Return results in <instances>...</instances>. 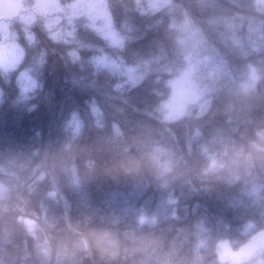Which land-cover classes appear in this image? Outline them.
Wrapping results in <instances>:
<instances>
[{"label":"trees","instance_id":"16d2710c","mask_svg":"<svg viewBox=\"0 0 264 264\" xmlns=\"http://www.w3.org/2000/svg\"><path fill=\"white\" fill-rule=\"evenodd\" d=\"M73 2L0 15V264H264L217 256L264 231V0Z\"/></svg>","mask_w":264,"mask_h":264},{"label":"rangeland","instance_id":"374dc122","mask_svg":"<svg viewBox=\"0 0 264 264\" xmlns=\"http://www.w3.org/2000/svg\"><path fill=\"white\" fill-rule=\"evenodd\" d=\"M31 1V3L29 2ZM20 3L22 4H32L36 3V0H0V15L4 17L11 16L15 11V8ZM88 5H91L92 9L96 10L97 6L101 3L100 0H87ZM78 4V0L68 6V9H71V6ZM77 10L87 11V7L84 10L78 5ZM71 11V10H70ZM12 44L8 43L3 45L5 48L7 45ZM20 49V47L18 46ZM3 70V69H2ZM170 87L172 88V95L169 100V106L172 112L182 111L184 104L192 99V92L190 85L188 84V72L182 73L179 76L174 77L169 81ZM264 247V231L257 232L254 234L246 243L242 244L240 247L233 249L228 240H220L217 244V256L221 262H240L247 257H249L256 250Z\"/></svg>","mask_w":264,"mask_h":264},{"label":"snow or ice","instance_id":"6c2138e0","mask_svg":"<svg viewBox=\"0 0 264 264\" xmlns=\"http://www.w3.org/2000/svg\"><path fill=\"white\" fill-rule=\"evenodd\" d=\"M78 5L81 10H84L85 7H87L85 14L89 15L90 18L95 19V16L92 15L93 9L91 5H88L87 0H78V4L72 5L70 15L74 16L81 14V12L77 10ZM20 10L26 11L23 8V4H20ZM56 11H62V9L58 7L56 0H36V8L33 10V13L51 16V14ZM95 11L98 12V10ZM16 14H19V12ZM22 19L31 20L32 15L22 16ZM4 28V21L3 19H0V31H3ZM0 39H6V36H0ZM23 60L24 52L22 49H19L17 45L9 44L6 48L3 45H0V69L9 73L8 83L15 91H19L22 88L27 92L34 90L38 86V74L31 71H22L21 65Z\"/></svg>","mask_w":264,"mask_h":264},{"label":"clouds","instance_id":"9594fccd","mask_svg":"<svg viewBox=\"0 0 264 264\" xmlns=\"http://www.w3.org/2000/svg\"><path fill=\"white\" fill-rule=\"evenodd\" d=\"M105 242L111 244L113 243V241L111 240L110 237H108L107 234L104 235V237L102 238ZM81 245L83 247V250L87 251V242L86 241H81Z\"/></svg>","mask_w":264,"mask_h":264}]
</instances>
